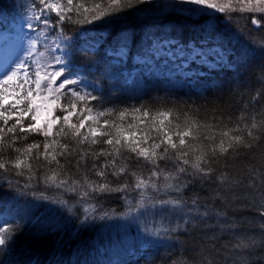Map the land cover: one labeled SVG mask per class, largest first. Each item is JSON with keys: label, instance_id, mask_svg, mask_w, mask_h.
I'll return each mask as SVG.
<instances>
[{"label": "snow or ice", "instance_id": "1", "mask_svg": "<svg viewBox=\"0 0 264 264\" xmlns=\"http://www.w3.org/2000/svg\"><path fill=\"white\" fill-rule=\"evenodd\" d=\"M144 2L32 0L21 24L28 31L23 33L20 52L0 50V180L14 174L27 178L25 188L35 181L50 188L80 191L82 200L123 193L125 202L131 204L128 195L135 194L143 209L138 217L151 214L167 220V227L161 224L167 233L194 234L198 222L210 219L217 204L223 208L243 204L254 218L264 220V77L238 116L231 105L216 107L203 118L199 110H189L182 121L171 108L153 112L148 108L93 107L92 102L100 100L93 95L98 89L79 77L81 69L70 59L76 49L93 50L86 39L90 29H78L69 41L64 37L66 26H91ZM179 5L199 6L181 7V11L207 16L213 11L264 13V0H179ZM262 22L264 15L251 17L257 31L264 32ZM203 30L211 33L215 26ZM52 34L56 47L46 58L38 46L47 44ZM221 39L174 51L183 70L195 73L187 80L246 61L251 50L234 52ZM249 44L264 52V35L259 43L253 38ZM48 58L52 63L46 62ZM74 76L77 78H71ZM81 85L92 91L81 92ZM205 185L215 188L212 205L201 204L199 195L191 202L185 198L187 191ZM178 214L183 223L173 227L171 218ZM215 216L227 221L226 211L215 212ZM219 227L224 233L239 229L234 222ZM259 228V247L264 253V223ZM207 230L214 229L207 226ZM13 238V229L5 222L0 226V248L8 247ZM234 239L231 247L220 244L217 236L202 239L193 247L196 256L182 264L189 260L191 264H249L246 256L233 259L232 254L256 248L257 240L247 234ZM158 258L161 264L171 261L170 256Z\"/></svg>", "mask_w": 264, "mask_h": 264}, {"label": "trees", "instance_id": "2", "mask_svg": "<svg viewBox=\"0 0 264 264\" xmlns=\"http://www.w3.org/2000/svg\"><path fill=\"white\" fill-rule=\"evenodd\" d=\"M31 4L32 0H0V17L23 14L24 7ZM261 15L238 10L221 14L219 18L222 20L216 24L215 31L209 33L203 30L207 28L205 16L196 19L180 12H164L145 0L104 22L91 26H66L64 37L70 41L78 29H90L86 39L88 44L94 45L93 50L76 49L70 59L81 69L79 75L98 89L93 95L100 100L93 101L92 105L99 110L148 108L155 112L171 108L180 114L182 121L183 113L189 110L193 113L199 110L203 118L216 107L231 105L234 116H238L260 89V78L264 77V52L249 44L253 38L259 43V38L264 35L251 24L252 16L259 18ZM3 26L0 24L1 28ZM217 37L222 38L220 43L226 49L234 52L251 50L249 57L235 68L210 73L198 69L205 71V75L191 80L187 79L195 73L184 71L176 55L168 53L167 56L163 50L151 47L171 41L188 48L204 45L206 41L214 44ZM64 101L67 103V100ZM26 179L10 174L0 180V226L6 222L14 232L10 245L0 248V264H161L160 256H170L169 264H182L183 260L196 256L193 247H198L202 239L217 236L220 237V244L231 247L236 243L234 236L238 234L252 236L258 244L244 253H233V259L243 255L249 264H264V253L259 247L262 231L259 224L264 220L254 218L243 204H232L228 208L214 205L211 218L198 222L192 235L178 230L169 235L171 241L165 245L139 248L116 260L99 259L103 237L94 223H80L76 217H62L56 227L45 224L50 220L46 216L48 209L44 207V201L55 199L56 193L81 198L80 191L50 188L35 181L25 188ZM214 192V186L205 185L203 189L197 186L187 191L185 198L191 202L194 196L199 195L201 204L212 205ZM134 195L130 193L128 199ZM124 196L123 193H115L106 194L103 199L86 200L92 202L94 210L106 214L112 209L120 210L125 203ZM136 200L134 198L132 202ZM35 202H39V210L35 208ZM219 211L227 212V221L223 217L217 219L215 212ZM233 222L239 225L238 230L221 232L220 224ZM207 226H212L214 230H207ZM189 232H192L190 226ZM97 242L99 245L95 244Z\"/></svg>", "mask_w": 264, "mask_h": 264}, {"label": "rangeland", "instance_id": "3", "mask_svg": "<svg viewBox=\"0 0 264 264\" xmlns=\"http://www.w3.org/2000/svg\"><path fill=\"white\" fill-rule=\"evenodd\" d=\"M147 1H149L153 6L160 8L164 12H180L187 16L190 15L196 19H198L200 16H205L206 21L204 23L207 28L216 26V24L222 20V18H219L221 14H228L216 13L213 11L211 16H207L195 12L181 11V7L190 9L199 6H180L179 0ZM236 6L237 8H239L238 4ZM24 8L25 11L23 14L17 16H4L3 18L0 17V24L4 25L3 28H0V50H2L4 53L11 52L15 54L17 52H20L21 50V40L23 37V33L28 31L26 26L23 29L21 28V24L28 14L29 6L27 5V7L25 6ZM255 14L264 15V13ZM55 40V35L52 34L48 36V43L42 46H38V51L44 52L46 58L50 57V54L54 53L56 47L55 43H53V41ZM26 44L27 42L25 41L24 46H26ZM158 45L160 46L158 47ZM158 45H151V47L155 48L156 50H163V52L167 56L168 53L175 56L174 51L180 47H183L182 45L176 44L175 42H172L171 44L159 43ZM62 47H64V45H62ZM55 54L60 55V53ZM46 62L52 63L50 58H48ZM79 77L87 81V79L83 76L79 75ZM71 78L77 77L74 76ZM79 90L81 92L91 91V87L85 88L83 85H81L79 86ZM62 102L65 103L64 100ZM56 194L57 195L54 196L55 199H50L48 202L44 201V207L48 209L46 216L47 219L50 220V223L45 224H47V227H56L57 223H60V219L62 217L68 219L76 217L77 222L94 223L96 227L100 228L101 236L103 237V241L101 240L102 243L100 244V256L98 257L99 259L108 258L110 260H116L127 252L133 253V251L139 248L144 249L157 247L158 245H165L166 243L171 241L169 239V235H171V233H167L163 228H161V224H163L164 227H167V220L161 221V218L159 216H153L151 214L138 217V213L143 210L138 207L137 202L139 201V196L134 195L131 199L137 198V200L133 201L131 204L125 202L120 210L112 209L109 213L101 214L102 211L94 210V206L91 205L92 202H90L89 200H82L81 198H78L77 195H60V193ZM61 201H63L64 203H61ZM38 203L39 202H35L34 206L39 210L41 206H38ZM42 204L43 203H41V205ZM133 208L136 209L135 212L130 211V209ZM177 223H183V220L179 218V214L171 218V224L173 227ZM95 244L99 245L98 242Z\"/></svg>", "mask_w": 264, "mask_h": 264}]
</instances>
